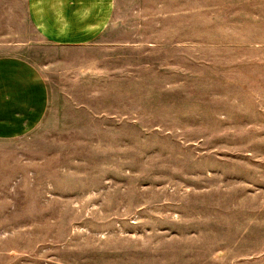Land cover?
<instances>
[{"label":"rangeland","instance_id":"rangeland-1","mask_svg":"<svg viewBox=\"0 0 264 264\" xmlns=\"http://www.w3.org/2000/svg\"><path fill=\"white\" fill-rule=\"evenodd\" d=\"M112 18L59 47L0 0V55L48 91L37 127L0 137V264H264V0Z\"/></svg>","mask_w":264,"mask_h":264},{"label":"crops","instance_id":"crops-1","mask_svg":"<svg viewBox=\"0 0 264 264\" xmlns=\"http://www.w3.org/2000/svg\"><path fill=\"white\" fill-rule=\"evenodd\" d=\"M116 4L117 0H25V13L46 42L73 47L90 44L102 36L113 19ZM47 105L44 72L21 56L0 55V137L37 127Z\"/></svg>","mask_w":264,"mask_h":264}]
</instances>
